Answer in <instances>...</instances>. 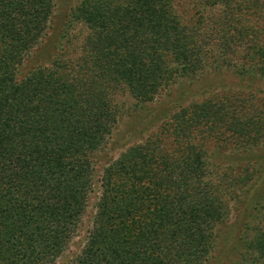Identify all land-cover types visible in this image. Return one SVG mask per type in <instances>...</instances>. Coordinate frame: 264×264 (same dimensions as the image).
<instances>
[{
  "label": "trees",
  "instance_id": "obj_1",
  "mask_svg": "<svg viewBox=\"0 0 264 264\" xmlns=\"http://www.w3.org/2000/svg\"><path fill=\"white\" fill-rule=\"evenodd\" d=\"M213 1L231 11V0ZM174 5L81 0L67 20L88 30L78 55L60 53L52 68L19 78L54 4L0 0V264H55L68 248L94 191L95 155L122 113L119 93L144 106L202 70L203 41L181 25ZM218 39L224 54L240 55V80L264 77V29L228 28ZM220 103L182 107L171 129L162 126L174 151L146 140L107 164L86 241L67 264H209L226 206L190 135H205V126L219 145L258 139L240 127L237 108ZM256 166L258 181L264 170ZM263 212L258 192L229 264H264Z\"/></svg>",
  "mask_w": 264,
  "mask_h": 264
},
{
  "label": "rangeland",
  "instance_id": "obj_2",
  "mask_svg": "<svg viewBox=\"0 0 264 264\" xmlns=\"http://www.w3.org/2000/svg\"><path fill=\"white\" fill-rule=\"evenodd\" d=\"M80 1L53 0L54 14L46 36L24 60L19 78L38 67L52 68L60 53H66L63 57L66 60V56L74 58L78 55L88 30L83 24L68 23L67 20ZM174 6L181 25L203 41L204 67L196 77L182 81L170 91H162L144 106L127 94H118L117 99L123 104L122 113L112 134L95 155L94 191L89 196L75 236L55 264H67L82 249L95 213L99 179L108 163L116 160L126 149L146 140L159 141L163 150L174 151L176 145L170 133L162 135V126L171 129L170 124L174 123V116L182 107L206 102L221 105L220 100L229 112L233 108L238 109L240 127L258 132L255 145L247 141L239 145L234 139L219 145L214 137H207L212 132L205 126L202 127L205 135L194 132L189 140L194 138L193 143L204 153L209 169L207 179L218 186V195L226 206V218L219 227V248L209 264H229L237 256L238 240L248 210H251L258 192H264V172L258 181L250 173L255 171L256 164L261 173L264 170V77L240 80L235 73L241 63L240 55L224 54L219 49L222 42L218 38L220 32L228 28L256 29L259 34L264 29V0H231V11L228 12L223 4H216L213 0H175ZM241 99L247 100L242 103ZM246 168L248 173L245 174ZM257 220L264 224V214L261 213Z\"/></svg>",
  "mask_w": 264,
  "mask_h": 264
}]
</instances>
